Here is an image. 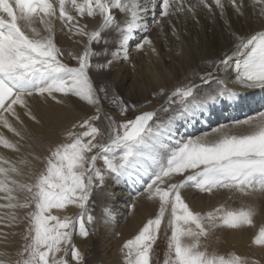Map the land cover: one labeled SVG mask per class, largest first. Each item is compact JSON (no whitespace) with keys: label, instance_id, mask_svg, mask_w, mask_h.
Returning <instances> with one entry per match:
<instances>
[{"label":"snow or ice","instance_id":"6c2138e0","mask_svg":"<svg viewBox=\"0 0 264 264\" xmlns=\"http://www.w3.org/2000/svg\"><path fill=\"white\" fill-rule=\"evenodd\" d=\"M227 3L237 19L251 16L246 0ZM256 3L261 5L260 15L264 16V0ZM197 4L209 12L218 8L221 17L226 14L222 0H197ZM197 4H186L184 0H0V125L23 139L21 130L13 126L9 117L23 125L17 111L19 106L36 120L29 104L33 96L55 100V94L60 93L63 97H75L85 113L81 122L72 126L85 130L68 131L72 142L51 151L45 169L34 181L10 179L11 173L20 176L23 170L14 164L0 165V192L4 193L0 199L7 201L0 208H28L35 202L36 209L28 214L32 227L24 237L22 251L15 256L0 254V264H83L84 256L73 243V234L89 236L86 224L96 222L88 207L93 189L104 186L107 178L133 177L144 181L138 195L158 200L160 206L156 217L149 219L134 239L123 244L127 264H150L153 244L169 209L168 227L172 234L164 264H244L238 256L225 259L201 250V238L217 227L235 229L251 224L255 210L250 207L221 214L222 210L216 209L201 214L185 202L182 190L195 188L212 193L224 188L245 194L256 189L264 192V112L236 121L237 127L247 129L244 132L222 125L214 129V138L204 134L176 143L172 123L173 113L183 115L215 103L226 94L237 95L229 92L227 79L221 78L220 72L228 74L232 70L242 86L264 88V31L231 33L229 51L211 62L212 71L200 76L203 84L217 85L202 100L197 99V85L192 83L178 86L170 94L161 88L156 95L164 97L159 111L168 115L163 119L155 110L137 112L135 104L129 105L110 91L107 81L94 83L89 74L103 77L117 59H130V45L134 41L138 50L148 45L155 52L147 35L152 26L162 28L167 24L175 33L177 24L173 17L190 12L195 19ZM87 18L96 19L91 28ZM56 21L62 24L61 32L80 38L81 51L73 52L58 45ZM137 33H144L138 41ZM112 44L114 49L109 47ZM65 56L75 61V65L66 63ZM108 101L119 105L120 122L104 111V103ZM177 103L180 107L173 108ZM0 144L20 150L17 143L2 134ZM100 161L102 164L98 166ZM20 163L26 165L27 161ZM18 192L29 194L24 203L14 194ZM70 204L81 209L77 218L61 219L50 214L52 209ZM7 235L0 233L5 240ZM184 237L188 242L182 240ZM255 243L264 245V228Z\"/></svg>","mask_w":264,"mask_h":264},{"label":"bare ground","instance_id":"6f19581e","mask_svg":"<svg viewBox=\"0 0 264 264\" xmlns=\"http://www.w3.org/2000/svg\"><path fill=\"white\" fill-rule=\"evenodd\" d=\"M184 2L186 4H197V0H184ZM222 2L225 3L226 10V14L223 17L220 16L218 8H214L212 12H209L206 8L197 4L195 19L190 12H183L178 17H173V22L177 24L175 33L167 24H164L162 28L153 25L147 35L152 40V44L156 49L155 52L148 45H145L143 50H138L135 47V41L132 42L130 45V59H117L114 62L115 69L112 71L111 79L114 90L117 93L121 92L131 101H138L137 103L140 105V108L139 110L137 109V112L155 110L159 115V109L164 103V97H158L156 93L161 88H164L170 94L176 87L184 84L192 83L197 85V87L203 84L200 76L206 71H212L211 62L218 60L223 52L229 51L231 48V33L237 30L248 33L264 31V27H262L264 25V16L260 15L261 5L256 3V0H246L251 11V16L244 20L236 18L227 0H222ZM86 22L91 28L96 23V19L87 18ZM61 27V22L56 21L55 28L58 45L73 52L81 51L82 44L78 43L80 38L68 34L66 31L61 32ZM142 35L144 33H137L135 40H140ZM95 47L97 50H100L99 46ZM63 59L66 63L75 65V61L67 56ZM89 74L94 77V83H99V79L94 73L90 72ZM181 74H183L182 79L179 77ZM218 75L221 78L227 79L229 92H234L237 95L232 97L226 94L215 103H208L203 108L189 111L183 115L177 113L173 117L174 122L172 123V134L175 138L173 143L187 138L203 136V133H206L205 131L220 121L222 123V121L229 118H241L252 112L264 109V105H262L264 103V88H247L242 86L236 80V73L232 70H229L228 74L220 72ZM196 90L195 95L197 96L199 93H196ZM55 95V100L51 97L45 99L40 96H33L30 99L29 104L32 109V115L36 116V120H32L30 116L25 114L24 109L17 106V111L21 115L23 125H20L13 118H9L13 126L21 130L23 139L17 137L9 129L4 128L3 125H0V134L20 146V150L16 151L15 149L5 148L0 144V165L9 167L14 164L23 170V175L20 176L11 173L9 175L10 179L21 181L24 176L33 172V169H36L38 166L37 159L33 153L41 154L48 144L54 143L58 137L67 134L73 124H79V120L85 115L76 103L77 98L63 97V94L60 93H56ZM198 96L197 99L202 100ZM58 100H63V103H58ZM173 106L180 107L178 103ZM104 111L107 113L110 111V107L106 103H104ZM207 134L209 135V133ZM4 160H7L9 163L3 164ZM21 160H26L27 164H21ZM100 162L102 164V161ZM144 179L147 178L145 177ZM143 182L139 177L121 178L110 183L108 188L103 191V194L104 192L105 194L102 197H104V207L106 208L103 224L105 235L102 242L104 247L109 248L108 250L111 251V256L116 255L115 252L120 240L124 239L131 230L129 226L121 224L122 222L120 223L121 217L132 212L134 218L131 221L140 225L143 213L149 212L150 204L155 205V200H149L145 196L138 195L143 190ZM229 190V194H232L231 196L224 193L230 201L233 199V194L236 190ZM14 194L19 200V193ZM186 194L187 192L185 196ZM3 195L4 193L0 192V197ZM244 197L243 199L241 198L242 202L240 201V203L242 206L246 205V210L250 207L253 208L255 214L251 218L259 220L257 218L261 213V209L257 210L256 205L249 196ZM215 198L216 196L212 195H207L202 199L195 198L191 200V205L198 208L199 206L206 207ZM5 203L7 201L0 199V204ZM133 204L135 207H130ZM156 206L157 204L155 208ZM155 208H151L150 212H154ZM80 212L81 210L77 212L76 218ZM65 213L62 210V214ZM13 217H17V212L13 209L0 208V233L8 234L6 240L0 237V254L8 255L11 250L12 227H9V225L15 221V224L20 222L17 219H13ZM76 235L75 232L73 237L75 236L74 238H76ZM243 236L245 237L246 233H243ZM240 239L244 241L243 237ZM78 244L77 247L79 246ZM111 256L105 257L106 261H109Z\"/></svg>","mask_w":264,"mask_h":264},{"label":"rangeland","instance_id":"374dc122","mask_svg":"<svg viewBox=\"0 0 264 264\" xmlns=\"http://www.w3.org/2000/svg\"><path fill=\"white\" fill-rule=\"evenodd\" d=\"M114 38V37H113ZM110 48H114L115 44L109 45ZM115 69V65L111 68V70L107 71L103 77H98L99 82L100 80H105L110 85V91L116 94L117 98H123L129 105L135 104L137 106V109L139 110L140 105L135 100H129L126 98L121 92L117 93V91L114 90V85L111 82L112 79V71ZM179 77L182 79L183 74L179 75ZM215 82H212L211 85L208 84H201L198 85L196 88V93L199 98H204L210 91L215 89L217 85ZM109 107L110 111L109 113L120 122L121 118L119 116V105L118 104H112L110 101L105 102ZM173 108H177V106H173ZM260 112H264L263 110H258L255 112H252L251 114L247 116H242L241 118H229L225 121H221L215 125L212 126V128H209V130L205 131L207 134L209 133L210 137H214L216 133L214 132V129L221 127L222 125L230 126L233 131L235 132H244L247 129L245 127H237L235 125L236 121H243L250 117H257ZM168 113L160 112L159 117L163 119L166 117ZM177 113H173V117H175ZM84 117V116H83ZM247 117V118H246ZM81 122V119L79 120V123ZM99 124V122H97ZM85 129H81L79 127L73 128L71 127L69 131H75L77 133L84 131ZM100 137H97V140H100ZM72 139L68 136V133L65 135H62V137H58L57 140L52 143L48 144L47 148L41 152V154L33 153V155L37 159L38 166L36 169H33L34 171L31 173H28L26 176H24L21 180V182H32L35 179V176L43 171L46 167V161L48 156L50 155L51 151L60 144H67L71 143ZM91 155V154H89ZM101 165V162H99L98 166ZM111 179V180H110ZM111 181V182H110ZM113 181H116L112 178H107L105 181L104 186L99 188H94L93 193L91 194V198L89 201V209L91 214L96 218V222L94 225H87L89 228V236L83 237L79 235L78 232H76V238L73 237V243L76 245H79L77 248L82 252L84 256V262L83 264H127V260L125 258V252L122 251L123 244L130 239H134L136 235L139 234L140 230L143 228V226L147 223L149 219H154L156 215L159 213V201L155 200V205L157 204L156 208L155 205L150 204V209L155 208L154 212H145L142 215L141 223L140 225L137 223H134L131 221L132 218H134L133 213L129 212L125 216L121 217L120 223L129 226L131 229L129 234L122 240H120L117 250L115 252L116 255L111 256V251L108 250L109 248H105L103 244V237L105 235L104 233V211H105V203H104V194L103 191H105L106 188H108L109 184ZM187 190V191H186ZM182 190V195L185 198V202L188 203L190 208H195V211L200 212L201 214H206L208 212H214L216 209H221V214L224 211H239V210H246V205H243L240 203L242 202L241 198H245L244 196H249L254 204L256 205L257 210L260 209V214L257 219H252L251 224H245L242 225L239 228H227V227H217L213 229L207 237L201 238V250L207 251L210 255H216V256H224L225 259H228L232 256H238L241 258L242 261H244V264H264V245H258L255 243V238L257 235H259L260 229L264 228V192L260 191L259 189L251 190L248 194L240 193L239 191L234 192L233 199L228 200L226 198L225 193L229 194V189L219 188L214 189L212 193H205L200 192L199 190L195 188H188V189ZM187 192L186 196L185 193ZM225 192V193H224ZM19 193V202L24 203L25 197L29 194L25 192H18ZM191 193V194H190ZM103 194V195H102ZM202 194V195H201ZM204 194V195H203ZM210 196H216L215 200L206 207H196L194 205H191V200L198 198L202 199L203 197H206L207 195ZM230 196L232 194H229ZM229 196V197H230ZM225 197V198H224ZM221 198V199H220ZM224 198V199H223ZM103 200V201H102ZM219 200V201H218ZM239 201V202H238ZM14 201L13 203H15ZM233 202V203H232ZM103 205V206H102ZM103 207V211H102ZM244 207V208H243ZM202 208V209H201ZM15 212H17V219L20 222H17L15 224L12 223L9 225V227H12L11 232V239H12V247L9 251L8 255L15 256L19 251H22L24 244L26 243L24 237L28 235L29 229L32 227L30 223V217L29 213L35 211V202H32L31 205L28 208H17L13 209ZM61 210V211H60ZM62 210L65 211V214H62ZM81 210L77 205H67L63 209H52L50 211L51 215H56L59 218L63 219L64 217H71L73 219L76 218L77 212ZM103 216V218H102ZM127 217V218H126ZM124 218V219H123ZM262 218V219H261ZM170 219V209L165 213L164 219L162 220L160 231L157 234V239L155 243L153 244V250L150 253V264H164L165 260L168 259V239L172 234V229L168 227V221ZM257 221V222H256ZM261 222V223H260ZM55 223V222H51ZM255 224V225H254ZM194 227V226H193ZM243 233H246V236H243ZM34 235V232H33ZM241 235V236H240ZM241 237L244 238V241H241ZM252 238V239H251ZM184 242H188V238L184 237L182 238ZM108 250V251H107ZM107 254V255H106ZM58 257L61 254H57ZM107 256H111L109 258V261H106ZM106 257V258H105Z\"/></svg>","mask_w":264,"mask_h":264}]
</instances>
